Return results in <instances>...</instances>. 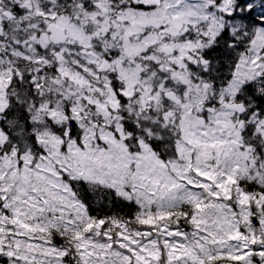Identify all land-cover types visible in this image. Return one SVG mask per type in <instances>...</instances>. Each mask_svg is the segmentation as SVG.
<instances>
[{
    "label": "snow or ice",
    "instance_id": "obj_1",
    "mask_svg": "<svg viewBox=\"0 0 264 264\" xmlns=\"http://www.w3.org/2000/svg\"><path fill=\"white\" fill-rule=\"evenodd\" d=\"M0 264H264V0H0Z\"/></svg>",
    "mask_w": 264,
    "mask_h": 264
}]
</instances>
